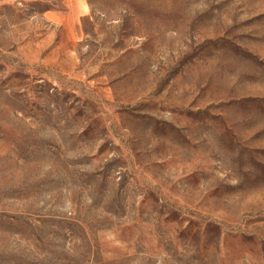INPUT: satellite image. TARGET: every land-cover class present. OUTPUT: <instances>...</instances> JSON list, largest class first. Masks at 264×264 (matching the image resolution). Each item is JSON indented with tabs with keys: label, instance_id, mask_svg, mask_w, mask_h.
Listing matches in <instances>:
<instances>
[{
	"label": "rangeland",
	"instance_id": "374dc122",
	"mask_svg": "<svg viewBox=\"0 0 264 264\" xmlns=\"http://www.w3.org/2000/svg\"><path fill=\"white\" fill-rule=\"evenodd\" d=\"M0 264H264V0H0Z\"/></svg>",
	"mask_w": 264,
	"mask_h": 264
}]
</instances>
